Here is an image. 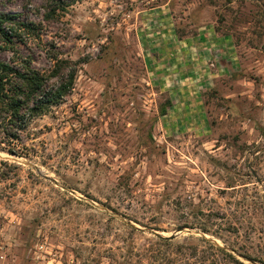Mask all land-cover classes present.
<instances>
[{
	"label": "rangeland",
	"instance_id": "obj_1",
	"mask_svg": "<svg viewBox=\"0 0 264 264\" xmlns=\"http://www.w3.org/2000/svg\"><path fill=\"white\" fill-rule=\"evenodd\" d=\"M0 7L42 22L19 45L33 66L76 67L19 154L0 150V264H236L200 237L264 264V0H78L52 21L41 0ZM181 42L184 61L163 51Z\"/></svg>",
	"mask_w": 264,
	"mask_h": 264
},
{
	"label": "trees",
	"instance_id": "obj_2",
	"mask_svg": "<svg viewBox=\"0 0 264 264\" xmlns=\"http://www.w3.org/2000/svg\"><path fill=\"white\" fill-rule=\"evenodd\" d=\"M42 21L59 19L68 7L78 0H41ZM41 21L21 18L19 14L0 7V53L9 51V60L0 54V150L18 155L16 143L20 140V132L29 121L37 115L45 113L53 105L58 104L68 95L74 86L76 67L70 59L53 56L50 67L46 70L37 69L32 65V58L24 54L19 45L27 44L34 38H39ZM226 68L229 61L220 59ZM173 105L167 100L159 109V115L164 116ZM203 232H207L205 227ZM206 248L199 251L207 252L208 256H227L236 264H243L224 247L200 237ZM169 242L165 238H158ZM197 251L196 245H189Z\"/></svg>",
	"mask_w": 264,
	"mask_h": 264
},
{
	"label": "crops",
	"instance_id": "obj_3",
	"mask_svg": "<svg viewBox=\"0 0 264 264\" xmlns=\"http://www.w3.org/2000/svg\"><path fill=\"white\" fill-rule=\"evenodd\" d=\"M169 36H171V35H169ZM167 43V42H166ZM186 43V42H185ZM185 43L183 44L182 42L181 43H177V44H174V46L173 47H170V46H165V48H163V51H165L164 49H166V52L168 53V52H170V51H173L174 49H178V50H180L181 52H179V57L181 58V61H184L185 60V58H184V56H186V57H188L187 56V54H186V52H187V50H186V47H183V45H185ZM168 45V44H167ZM157 52V50L155 51V52H152V54H150L151 55V57H155L156 58V56L155 55H157V58L155 59V58H152V59H154V60H157V61H159L160 60V56L158 55V53H156ZM172 53V52H171ZM187 59V58H186ZM154 63H156L155 64V67L156 68H160V67H162V66H164V64H162V62H154ZM157 63H159V64H157ZM187 66H189L188 65V63L186 62H183V64H180L179 66H177V70H179L180 71V73H182V78L184 79L182 82H186V81H189V77L187 76V74H186V67ZM164 68H165V66H164ZM181 78V79H182ZM186 90V86H183V88H181L180 90L178 89L176 92L178 93V94H180L181 92H185V94H187V92L188 91H185Z\"/></svg>",
	"mask_w": 264,
	"mask_h": 264
},
{
	"label": "water",
	"instance_id": "obj_4",
	"mask_svg": "<svg viewBox=\"0 0 264 264\" xmlns=\"http://www.w3.org/2000/svg\"><path fill=\"white\" fill-rule=\"evenodd\" d=\"M24 163L25 164H27V165H29V166H31V167H33V168H35L36 170H38V168L34 165V164H31L30 162H28V161H24ZM46 177V176H45ZM52 181H54V182H56V180H54V179H51ZM128 223H130L129 221H127ZM145 231H147L148 233H151V234H153V235H155V236H157V237H160V238H165V239H172V238H174L176 235H177V233H180V232H182V231H185L186 230V228L184 227V228H179V229H177L174 233H172V234H170V235H164V234H162L161 232H159V231H157V230H155V229H144ZM206 238V237H205ZM209 239V238H208ZM209 240H211V239H209ZM211 241H213V240H211ZM215 244H217L216 242H214ZM238 256H242V255H240V254H238ZM246 260H248L249 262H251L252 264H260V263H258V262H255L254 260H252V259H246Z\"/></svg>",
	"mask_w": 264,
	"mask_h": 264
}]
</instances>
